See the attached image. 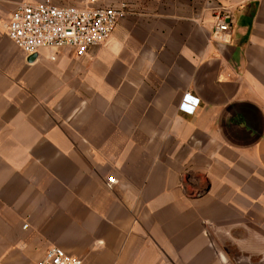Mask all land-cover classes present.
Instances as JSON below:
<instances>
[{
  "label": "crops",
  "instance_id": "crops-1",
  "mask_svg": "<svg viewBox=\"0 0 264 264\" xmlns=\"http://www.w3.org/2000/svg\"><path fill=\"white\" fill-rule=\"evenodd\" d=\"M40 1L0 0V264L50 246L85 264L264 257V0H57L128 9L81 57L9 37Z\"/></svg>",
  "mask_w": 264,
  "mask_h": 264
},
{
  "label": "built area",
  "instance_id": "built-area-1",
  "mask_svg": "<svg viewBox=\"0 0 264 264\" xmlns=\"http://www.w3.org/2000/svg\"><path fill=\"white\" fill-rule=\"evenodd\" d=\"M127 14L125 4L78 8L59 3L57 0L21 2L12 12L6 29L13 42L28 54L40 48L71 47L76 55L81 57L90 47L99 46L107 41L119 21ZM229 17L227 12H219L216 15L212 33L216 40L229 39L231 32ZM199 102V98L187 93L183 96L180 109L193 114ZM116 182V177H108L109 185ZM34 264L85 263L83 259L72 256L61 247L50 246L43 258Z\"/></svg>",
  "mask_w": 264,
  "mask_h": 264
},
{
  "label": "water",
  "instance_id": "water-1",
  "mask_svg": "<svg viewBox=\"0 0 264 264\" xmlns=\"http://www.w3.org/2000/svg\"><path fill=\"white\" fill-rule=\"evenodd\" d=\"M227 247L235 264H264V257L257 260L256 257H252L242 251H239L236 247L231 245H227Z\"/></svg>",
  "mask_w": 264,
  "mask_h": 264
},
{
  "label": "rangeland",
  "instance_id": "rangeland-1",
  "mask_svg": "<svg viewBox=\"0 0 264 264\" xmlns=\"http://www.w3.org/2000/svg\"><path fill=\"white\" fill-rule=\"evenodd\" d=\"M234 262V261H233ZM234 264H235V262H234Z\"/></svg>",
  "mask_w": 264,
  "mask_h": 264
}]
</instances>
